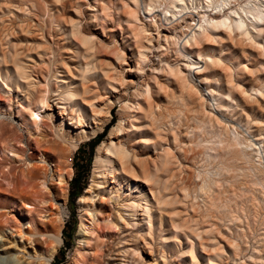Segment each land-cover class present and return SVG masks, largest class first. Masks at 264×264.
Here are the masks:
<instances>
[{
    "label": "rangeland",
    "instance_id": "1",
    "mask_svg": "<svg viewBox=\"0 0 264 264\" xmlns=\"http://www.w3.org/2000/svg\"><path fill=\"white\" fill-rule=\"evenodd\" d=\"M180 1L0 0V27L9 28L0 36V264H191V260L201 264L215 251L223 263L264 264V28L255 46L236 34L232 40L220 34L185 45L209 9L204 0H182L185 11L179 14L175 6ZM251 1L237 0L230 6ZM215 13L207 12L210 17ZM82 35L94 36L83 44L86 52L97 42L106 46L99 51L111 57L145 50L139 74L132 76L137 84L127 98L140 89L141 96L133 99L152 104L147 120L152 127L134 131L126 124L122 140L128 150L149 159L150 188L171 197L153 210L151 222L139 209L138 225L118 233L107 229L96 212L94 236L86 212L92 215L112 186L127 192L126 181L116 176L114 183L108 177L102 197L89 194L94 177L109 171L105 162L102 168L96 164V155L120 119L121 104L114 106L109 122L95 134L87 123L69 124L55 107L57 123L49 119L50 111L37 127L31 117L45 94H61L70 102L71 87L57 81L64 74L63 63L76 75L77 86L103 92L105 80L98 70L107 68V62L100 66L86 59L87 70L76 67L82 63L78 45ZM40 49L48 55L40 70H29L37 81L32 95L22 79L18 86L13 84L14 69L22 56H34ZM94 50L96 54L98 48ZM198 55L215 63L204 68L197 62L201 72L192 80L188 66ZM69 110L78 113L74 107ZM65 151L72 175L62 196L52 181L46 179L43 188L38 182L41 173L49 176L51 162L63 172L69 169L61 157ZM42 152L48 159L40 158ZM26 193L33 198L23 201ZM90 199L94 206L86 210L81 201L91 204ZM56 237L61 239L59 245ZM212 238L222 248L202 245Z\"/></svg>",
    "mask_w": 264,
    "mask_h": 264
},
{
    "label": "bare ground",
    "instance_id": "2",
    "mask_svg": "<svg viewBox=\"0 0 264 264\" xmlns=\"http://www.w3.org/2000/svg\"><path fill=\"white\" fill-rule=\"evenodd\" d=\"M204 1L206 3L207 9L211 10V12L217 11V13L214 14L215 17H210L207 14L209 10L204 11V13L199 17L200 20L198 21L197 24L198 28L196 27L197 30H195V32L191 36L189 35L190 37L185 41V45H190L191 43H197L198 41H201L202 39H207L210 36H220V34H225V35L228 34L229 39H231V35L236 34L242 37L247 43L251 44V46H255L258 44L256 39L261 34L264 28V2H262V0H256V1L253 0L251 2H247L244 6L237 5V7H235L234 9L230 5L232 3L235 4L237 0H204ZM178 5L179 6H175V9H177V12L179 14L183 13L185 11L184 2L181 0ZM150 6L151 3L148 7ZM130 15L135 19H137L136 17L137 15L135 14V12H131ZM8 31L9 28L5 27V25L4 27H0V36L2 35L4 36V34H6ZM26 32H30V31L27 30ZM93 39L94 36L90 38L85 35L81 36V41H80L81 43L78 45L79 48L83 51L81 54L82 63H78L76 67L80 70H87L89 63L88 61H86V59L94 60L97 63H99L100 66H102L103 63H105L106 65L107 62L109 65L107 68L106 66L100 67V69L98 70V74L105 80V87H103V92L100 93L97 89H91L90 87L85 86L81 83L79 86H77L75 80L77 79L76 75L72 73L69 65L63 63L64 74H59V76L57 77V81L62 86L71 87L68 91L70 95L69 96L70 102H66L63 96H61V94H56L53 96L45 94L44 96H42V99L38 100L39 103L36 106V111L32 112L31 115L34 121V125H36V127L38 124L43 125L42 120L45 119L46 116H48V111L51 112L49 115L51 116V118L49 119L52 122L57 123L59 122L58 117L54 121V114H53L55 107V109L59 111L61 118L62 116H66L69 118L68 119L70 120L69 124L87 123L88 127L91 128L93 134H95L100 132L103 129V127L109 122L114 106L116 104H121L120 110L122 114L120 116V119L116 124V126L113 127L112 132L109 134L107 142L103 143L98 148L96 155V164L100 168H102L104 166L103 163L105 162L108 165L109 171L107 172L104 171L101 174L98 173L94 177L93 185L89 189V194L92 196L99 194L102 197L104 195L103 193H105L104 191L105 186L108 184V180H107L108 177H110L112 179V183H114L116 176H120L124 181H126L127 184L125 186L127 192L122 191V188L120 187H118V189H115L112 186L106 192L107 193L106 195L108 196L106 201L100 199L99 203L97 204L98 207L96 208L94 213H92V215L89 214V212H86V214H88L87 216L88 217L90 216L89 217L90 225L88 227V230L92 234V236L96 234L95 233L96 231L94 229L95 221L98 220L96 212L99 213L100 216H102V221L103 223H105L107 229L115 230L116 232L117 231L121 232L123 228L126 226L130 225L132 227H136L138 225V223L136 222V217L139 209L145 210V212L147 213V219L149 220V222H151L150 219L153 210L160 209L161 206L171 201V197L166 195L164 196L160 195V193L156 189L150 188V186L148 185L149 159H145L140 155L135 154L134 152L128 150L127 143L123 142L122 140V135L125 130L126 124H128L130 128L134 131H144V130L150 131V128L152 127V124H148L147 122L148 117L152 114L153 111L152 104L149 103L146 99H142L141 101L140 100L135 101L133 99L134 97L137 98L141 96L140 89L139 88L134 89V92L132 94L133 96L131 97V99H128L129 97L127 98L128 93L133 88L132 86L134 85V83H136L133 81L132 76H136L139 74L138 70H140V67L138 66V62H140L141 59L146 58V52L144 49H142V50H138V52H136L135 54L131 53L130 56H127L126 53L122 51V52H117L115 54V57H111L105 52L102 53L99 51L102 48H106V46H104L101 42L96 43V47L98 48L96 54L95 52H93V50L96 49L95 46L91 48L92 50L91 52L89 51L86 52L84 50L83 44H86L88 41L90 42ZM46 55H48V51L46 49H40L38 52L34 54V56L29 54H27L25 57L22 56L21 57L22 59L18 61L14 69L13 84L18 86L20 79H22L23 80L22 82L26 86L28 91H30L32 95L35 94L37 81H35L31 77V75L29 74V70L34 67H38L39 68L38 70H40V65L44 63V57ZM127 60H130L131 63H127ZM190 62L191 64L188 66L189 67L188 71L189 74L191 75L192 80H194L195 76L201 72L199 68H197V66L199 67V64L197 62L202 63L204 68L208 65H213L215 63L212 58L208 57L206 59H203L201 55H198L196 58H191ZM81 79H83V77H81ZM207 79L206 78L203 79L205 83H207ZM47 93L49 94V90H47ZM43 94H39V96ZM244 94L246 95L245 92ZM71 106L77 109L78 112L77 114L69 110L72 108ZM24 111L27 112L28 110H24ZM159 113H161V111ZM61 122L62 120L60 121V123ZM83 132L86 133L85 131ZM251 146L254 147L255 145L251 144ZM5 150H7L5 149V147L1 149L2 152H4ZM8 150H9L8 153H11L12 155L15 156V153L11 149ZM43 152L42 154H40V158L48 159L49 156ZM68 153H66V151L63 152L61 157L69 167L70 158L68 156ZM49 166H50V170L48 174L49 176H47L46 173L44 172L41 173L42 178L40 182H38V185L43 188L45 186L44 183L46 179L48 181H52V183H55L58 186V190L61 193V195L65 196L68 180L71 178L72 175V170L69 167L67 171L63 172L54 162L49 163ZM133 191H135V193L136 191H138V194L137 195L132 194ZM120 192L123 193V195ZM32 193L30 196H32L33 198ZM26 194L28 195V193ZM30 196L22 195L21 197L23 201H28L30 200ZM90 200H91V204H89L87 200L81 201L83 207L86 210L88 206L89 207L94 206L92 201L93 199ZM161 222L162 221L160 219L159 220L160 225L162 224ZM83 226L84 224L81 223V228ZM86 232L85 233L88 234V231ZM29 241L31 242V240L28 239V242ZM32 242L34 243V245H38V244L42 245V243L39 240H33ZM60 242L61 239L59 237H56L55 244L59 245ZM219 244L220 243L215 238H212L211 241H206L202 245L205 246L206 248L209 247L211 249L217 250L219 248H222L219 247ZM55 249H56L55 246L49 249L48 251L49 256L47 259L48 262L52 260ZM220 257H221L220 254L216 253L215 251L210 257L207 258L206 261L202 260L200 263L227 264V263H223ZM190 262L191 264H196L192 260ZM41 264H47V262L44 261ZM197 264H199L198 261Z\"/></svg>",
    "mask_w": 264,
    "mask_h": 264
},
{
    "label": "trees",
    "instance_id": "3",
    "mask_svg": "<svg viewBox=\"0 0 264 264\" xmlns=\"http://www.w3.org/2000/svg\"><path fill=\"white\" fill-rule=\"evenodd\" d=\"M97 140H98V137H95V141H94V143H96ZM92 146H93V145H90V148H92ZM62 232H64V228L62 229ZM64 238H65V237H64Z\"/></svg>",
    "mask_w": 264,
    "mask_h": 264
}]
</instances>
